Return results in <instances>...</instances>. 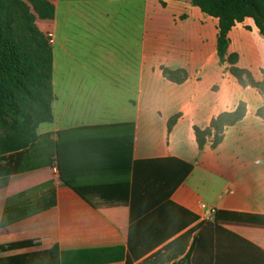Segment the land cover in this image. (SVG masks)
<instances>
[{"label": "crops", "instance_id": "obj_1", "mask_svg": "<svg viewBox=\"0 0 264 264\" xmlns=\"http://www.w3.org/2000/svg\"><path fill=\"white\" fill-rule=\"evenodd\" d=\"M48 1L55 15L42 31L52 39L55 99L52 122L36 133L50 135L55 157L50 166L0 176V264H127L133 162L167 158L192 166L168 198L185 227L133 264L193 229L168 264L182 261L194 239L192 264H264V119L256 116L264 96L219 63L218 20L190 0ZM228 39L237 66L261 81L264 36L254 21L235 24ZM162 68L187 79L170 82ZM239 103L245 116L225 126L215 149L208 141L200 150L194 127L205 129ZM106 126L115 127L71 133ZM116 140H131V162L106 154ZM146 205L138 199L135 212ZM154 211L144 216L151 221L136 218L140 243L156 231L147 217Z\"/></svg>", "mask_w": 264, "mask_h": 264}, {"label": "trees", "instance_id": "obj_2", "mask_svg": "<svg viewBox=\"0 0 264 264\" xmlns=\"http://www.w3.org/2000/svg\"><path fill=\"white\" fill-rule=\"evenodd\" d=\"M190 3L205 15L218 20L216 52L219 63L228 65L229 74L241 87H252L264 96V73L261 81L256 82L249 71L237 66L238 56L229 55L227 52L228 32L246 18H251L259 33L264 36V0H190ZM54 15V5L48 0H0V176L50 166L55 157L54 143L50 135L38 136L36 133L40 124L52 122L51 105L55 99L52 88L53 55L50 38L38 28L36 22L49 23L54 19ZM161 71L165 79L176 84H181L187 79L184 71H171L166 68ZM245 114V104L239 103L233 111L221 113L212 119L205 129L194 127L198 148L202 150L209 141L210 148L215 149L223 140L225 126L235 124ZM256 116L264 119V107L256 111ZM178 117L176 115L169 119L168 132ZM114 127H86L71 133L98 132ZM108 144L110 147L107 149V155L118 156L119 162H131V140H116ZM57 150L60 153L62 148ZM191 169L190 164L175 158L133 162L127 264H133L147 256L184 229V225L173 220L176 209L168 198ZM138 199L141 202L146 201L147 205L136 213L134 207ZM154 206L156 211L147 217H155L153 222L156 231L150 236V243L146 245L134 239L132 232L138 216L142 217L140 224L143 221H151L144 216ZM163 221H166L165 233L164 230L160 231L161 228L165 229ZM193 231L194 229L188 230L169 242L161 250L146 257L141 264H168L174 261L184 253ZM209 237L211 238V235ZM207 245L208 241L204 240L201 245L203 250H208ZM195 247L198 248L196 239L189 245L182 261L172 264H192L189 258ZM209 247L211 250V246Z\"/></svg>", "mask_w": 264, "mask_h": 264}, {"label": "built area", "instance_id": "obj_3", "mask_svg": "<svg viewBox=\"0 0 264 264\" xmlns=\"http://www.w3.org/2000/svg\"><path fill=\"white\" fill-rule=\"evenodd\" d=\"M47 36L50 38V43H51V42H52L51 34L48 33ZM52 170H53L54 173L57 172L56 165H53ZM200 207H201L202 209L205 208V206H204L203 204H201ZM214 214H215V211H214V210H211V211H210V215H214Z\"/></svg>", "mask_w": 264, "mask_h": 264}, {"label": "rangeland", "instance_id": "obj_4", "mask_svg": "<svg viewBox=\"0 0 264 264\" xmlns=\"http://www.w3.org/2000/svg\"><path fill=\"white\" fill-rule=\"evenodd\" d=\"M46 22H39V21H37L36 22V25L38 26V28L42 31V29H45V27H46ZM49 32H47V34H48ZM44 127H47V126H44Z\"/></svg>", "mask_w": 264, "mask_h": 264}]
</instances>
